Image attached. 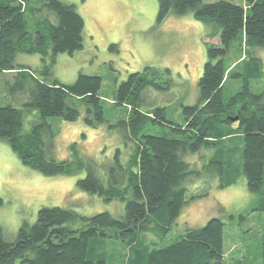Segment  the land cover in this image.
<instances>
[{
	"label": "trees",
	"instance_id": "obj_1",
	"mask_svg": "<svg viewBox=\"0 0 264 264\" xmlns=\"http://www.w3.org/2000/svg\"><path fill=\"white\" fill-rule=\"evenodd\" d=\"M35 1L0 0V73H17L19 90L30 92L26 106L39 115L26 133L23 111L13 105L0 106V141L10 145L23 165L43 176H67L73 162L56 159V133L48 119L75 122L83 107L87 126L105 124L104 99L99 94L102 77L81 73L71 85L54 78L57 55H74L83 49L85 21L74 4L42 0L46 1L42 16L32 6ZM157 1V25L171 15L191 13L195 20L213 27L210 37L220 35V45L207 44L197 104L183 106V124L169 121L165 108L145 112V90L160 84L155 76L150 77V67L145 73L130 74L109 99L115 107H127L128 119L110 125L121 131L126 148L116 149L104 178L88 158L77 159L75 166L86 172L77 181V189L107 202L123 201L124 216L117 219L102 212L84 217L64 207H42L34 224H22L14 242L4 239L0 224V264H108L109 240L128 246L125 264H226L225 222L219 218L166 242L188 202V186L198 182L203 172L191 170L187 159L205 151L211 160L204 169L219 174L220 188L244 176L248 191L260 196L254 210L264 212V94L251 90V80L264 76L259 58L250 56L245 61V57L244 72L237 74L242 87L224 101V84L231 72L225 57L233 41L241 38L248 48H264V0H244V5L231 0L207 4L203 0ZM19 54H39L44 63L50 59V65L35 74L17 64ZM147 126L160 128L159 132L147 133ZM234 138L242 142L237 165L228 150ZM127 149L132 150L125 163ZM77 221H83L84 227L73 230L67 226ZM250 249L258 253V264H264V228Z\"/></svg>",
	"mask_w": 264,
	"mask_h": 264
},
{
	"label": "rangeland",
	"instance_id": "obj_2",
	"mask_svg": "<svg viewBox=\"0 0 264 264\" xmlns=\"http://www.w3.org/2000/svg\"><path fill=\"white\" fill-rule=\"evenodd\" d=\"M61 1L74 4L84 18V47L74 55L59 53L52 66L53 76L65 85L73 84L81 73L102 77L99 94L104 99L107 122L97 128L87 126L83 107L80 109L81 116L75 122L55 117L48 119L56 133V159L73 162L72 172L67 176H43L23 165L10 145L0 141V196L3 199L0 224L3 237L8 242L16 241L24 222L30 225L36 222L42 207H64L84 217L109 212L117 219L122 218L125 214L123 201L107 202L98 195L78 190L76 186L79 179L86 177L85 171L75 168L77 159L94 161L104 178L106 166L113 161L116 149L126 148L121 131L110 128V125L128 119L127 107H115L109 99L130 74L145 73V69L150 67V77L155 76L160 87L145 90L142 110L149 112L154 108H165L169 121L183 124V106H193L199 99L198 81L207 62V44H221L219 34L210 37L213 27L195 20L191 13L171 15L157 25V0ZM218 1L221 0H203V4ZM231 1L239 5L245 3L244 0ZM45 2L38 0L32 3L40 9L42 16ZM250 56L261 60L260 69L264 72V48H248L242 44L241 38L230 45L225 57L226 66L231 70L224 84L225 102L240 91L242 77L237 74H243L247 64L243 60L246 57L247 61ZM17 64L39 74L45 65H50V59L44 63L39 54H19ZM258 80H251V90L255 94H264V76ZM18 82L16 72L0 73V106L13 105L21 109L24 132L28 133L39 115L26 106L30 92L19 90ZM159 129L156 131L147 126L145 130L147 133H158ZM240 145V138L228 143L229 155L236 165ZM131 150L124 151L125 163ZM206 155L210 152L187 159L192 163L191 170L203 172L198 182L188 186V202L166 242L176 240L187 229L204 227L210 219L219 218L225 222L226 264H237L238 261L240 264H258L259 255L250 246L264 228V212L254 210L260 196L248 191L244 176L236 178L235 184L220 188L222 180L219 174L214 175L204 169L211 160ZM227 178L225 175V180ZM67 226L78 230L84 227V222L77 221ZM106 252L109 255L108 264H125L128 246L119 240H109Z\"/></svg>",
	"mask_w": 264,
	"mask_h": 264
},
{
	"label": "water",
	"instance_id": "obj_3",
	"mask_svg": "<svg viewBox=\"0 0 264 264\" xmlns=\"http://www.w3.org/2000/svg\"><path fill=\"white\" fill-rule=\"evenodd\" d=\"M237 120H238V117L233 118V121H237Z\"/></svg>",
	"mask_w": 264,
	"mask_h": 264
}]
</instances>
